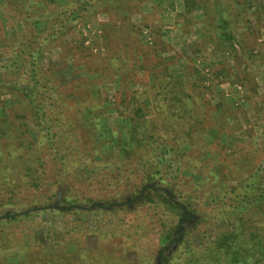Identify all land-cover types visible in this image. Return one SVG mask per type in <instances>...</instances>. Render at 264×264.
Wrapping results in <instances>:
<instances>
[{"label":"rangeland","instance_id":"rangeland-1","mask_svg":"<svg viewBox=\"0 0 264 264\" xmlns=\"http://www.w3.org/2000/svg\"><path fill=\"white\" fill-rule=\"evenodd\" d=\"M193 2L87 0L83 7L81 0H0V79L11 84L15 77L24 84L31 79L28 55L19 56V74L4 70L15 56L19 41L36 33L35 20L54 16V26L40 34L43 46L37 53L38 64L55 96L46 104V111L60 118L58 124H65V128L53 130L65 133L70 140L66 143L80 149V162L83 158L91 164V155L100 152L93 151L95 147L102 153L100 170L95 174L78 169L79 180H99L105 166L113 167L115 162L133 170L144 161L143 147L126 156L122 143L117 154L121 129L134 124L139 136L148 137V130L154 140L179 144L180 158L175 152L167 154L171 163L167 162L169 169L163 168L166 180H174L171 176L177 174L181 181L189 175L217 183L223 179L233 186L256 170L264 178V0ZM74 8L79 9L75 18L69 15ZM65 9L67 12L62 13ZM221 14L232 37L218 35ZM43 37L50 39L44 41ZM122 101H130V109ZM139 104L144 109L137 115L134 106ZM90 107L100 113L101 128H88ZM71 122L73 128L68 126ZM35 123L21 91L0 84V129L36 140ZM189 128L191 136L184 133ZM183 161H190L192 166L176 172ZM131 174L135 176H131V182H140L138 172ZM87 184L81 188L84 194L90 188ZM200 188L210 191L202 182ZM92 190L94 196L111 192ZM121 190L128 191L124 181ZM198 207L207 221L199 219L196 234L191 236L210 242L222 225L217 221L218 209L212 205ZM148 210L144 206L136 211L147 217ZM128 213L103 212L99 214L100 226L96 225L98 215L81 212V222L87 227L62 236L57 244L55 229L62 228L65 217L73 219L78 214L35 215L31 221L33 242L24 234L22 242V224L10 223L6 233L14 231L16 243L0 250V264H138L134 248L123 249L132 241L130 226L136 223ZM107 214L113 225L105 226ZM243 216L249 218L245 225L264 234V198ZM234 224L238 227L239 220ZM191 226L185 224L186 229ZM227 255H220L213 263L224 264L226 260L229 264H247L250 257L242 250L238 263ZM253 259L254 264H264L259 257Z\"/></svg>","mask_w":264,"mask_h":264},{"label":"trees","instance_id":"trees-1","mask_svg":"<svg viewBox=\"0 0 264 264\" xmlns=\"http://www.w3.org/2000/svg\"><path fill=\"white\" fill-rule=\"evenodd\" d=\"M81 2L85 7L87 0ZM185 2L194 5L193 0ZM78 10V8L70 10L69 15L75 18ZM64 11L67 12V9L62 10V13ZM53 19L54 16L49 15L35 20L36 33L28 40L19 41L15 56L11 57L10 62L4 67L7 74L11 73L14 76L19 74L18 63L21 60L19 56L28 55L30 83L24 84L16 77L12 84L0 79V84L20 90L28 100L36 119L35 128L38 135L34 140L31 137L30 139L27 136H19L20 134L13 130L0 129V250L16 243L14 240L16 233L14 231L6 233L10 223L16 226L22 224L20 228L22 242L23 234L28 235L29 241L33 242L35 233L31 221L35 215L41 213H47L49 216L59 214L67 216L71 211L78 215L88 211L98 215L96 225L101 226L102 219L99 214L125 211L132 215L136 223L130 226V231L133 230L130 237L132 241H128L123 249L134 248L139 258L138 264H214V259H220V255L225 254L232 256V259L239 263L242 250L250 254L247 264H254L253 257H259L264 262V234L249 228L248 223L245 225L249 218L243 216V212L257 206L264 198V178L258 170L233 186H228L223 179L217 183L211 182L208 178L193 179L189 175L181 181L177 180V174L171 176L174 180H166L163 168L169 169L170 164L167 162L171 163V159H167V154L169 152L177 154L179 144L168 145L158 139L154 140L153 134L148 130V137L139 136L134 124L121 129L122 142L119 139L116 150L117 154H120L121 148L118 145L123 143L126 156H131L135 153L134 149L143 147L146 156L141 153L144 161L137 165L140 170L137 166L132 170L122 162H115L113 167L105 166L104 175L99 180L92 181L91 177L79 180L78 169L87 172L90 170L95 174L100 170L98 164L102 160V153L95 147L93 151L100 152L91 155V164L85 163L83 158L80 162L78 158L80 149L66 143L70 140L65 133L53 130L65 128V124H58L60 118L46 111V104L55 96L49 90L48 78L38 64L37 53L43 46V43H39V39L42 38L40 34L54 26L56 22ZM218 19L221 20L218 35L232 37L226 18L221 14ZM48 39L50 38L43 37L42 40ZM129 102L122 101L127 103L126 109H130ZM88 107L87 105L86 109ZM134 107V113L137 115L144 109L141 104ZM90 109L92 114L89 110L86 111L88 115L91 114L88 116L90 122L88 128H101L100 113L94 111L93 107ZM129 117L131 121L136 122L135 117ZM70 125H73L72 122L68 123L69 127ZM184 133L191 136V128ZM190 166H192L190 161H183L181 168L177 167L175 171L188 170ZM132 171L138 172L140 182L130 181L131 176L135 177L131 174ZM122 180L127 184V192L121 190ZM201 182L206 184L210 191L198 189ZM86 184L90 188L84 194L81 188ZM97 185L101 186L98 189L104 192L109 189L111 192L94 196L92 194L96 192L92 189L98 190ZM214 187L217 188L215 194ZM210 196L212 197L209 198ZM200 204L212 205L218 209L217 221L222 224L210 242H202L201 236L200 238L191 236L198 228L199 219L207 221L203 213L201 216V208L198 207ZM144 206L149 209L147 217L136 211ZM109 214L105 226L113 225ZM142 219L144 225L140 222ZM236 219L239 220L238 227H234ZM63 223L61 229H55V244L60 242L62 236L74 234L77 230L81 231L83 227H87L81 222L80 215L73 219L65 217ZM186 223H192V226L186 229ZM25 224H28L26 228ZM27 230L29 231L26 234ZM8 236L13 239H8ZM18 243L22 245L21 242ZM169 249H172L171 253H168ZM224 264L229 263L225 260Z\"/></svg>","mask_w":264,"mask_h":264}]
</instances>
